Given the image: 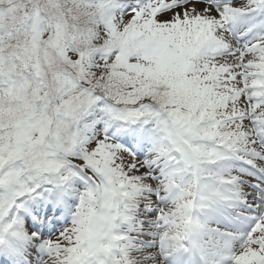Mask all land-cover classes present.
I'll return each instance as SVG.
<instances>
[{"label":"snow or ice","instance_id":"1","mask_svg":"<svg viewBox=\"0 0 264 264\" xmlns=\"http://www.w3.org/2000/svg\"><path fill=\"white\" fill-rule=\"evenodd\" d=\"M0 264H264V0H0Z\"/></svg>","mask_w":264,"mask_h":264}]
</instances>
